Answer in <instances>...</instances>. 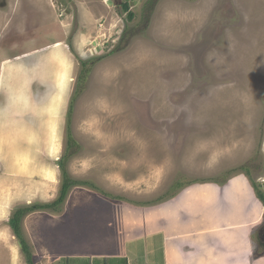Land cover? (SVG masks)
<instances>
[{
  "label": "rangeland",
  "instance_id": "1",
  "mask_svg": "<svg viewBox=\"0 0 264 264\" xmlns=\"http://www.w3.org/2000/svg\"><path fill=\"white\" fill-rule=\"evenodd\" d=\"M262 142L264 151V0H0V229L16 210L59 198L61 162L99 193L73 187L44 222L57 227L97 202L134 223L140 210L149 216L124 230L122 243L140 241L127 263L106 252L120 253L115 230L104 255L60 264H161V238L147 237L153 213L171 206L178 221L188 193L205 208L233 194L251 205L246 185L264 193ZM225 220L217 212L207 231ZM185 229L169 231L168 249L185 251ZM83 236L76 226L75 250ZM219 245L204 247L218 257ZM253 252L264 259L254 242Z\"/></svg>",
  "mask_w": 264,
  "mask_h": 264
},
{
  "label": "crops",
  "instance_id": "2",
  "mask_svg": "<svg viewBox=\"0 0 264 264\" xmlns=\"http://www.w3.org/2000/svg\"><path fill=\"white\" fill-rule=\"evenodd\" d=\"M35 52H37V50H35ZM261 145L263 146V143ZM261 152L264 156L263 149ZM24 174L27 175L26 172H24ZM41 176L44 178V175ZM257 181H260L261 183L259 184L264 186L262 185L264 184L262 180ZM246 187H248L246 191L249 193V198L252 202L251 205L247 199L246 203L241 204L233 194L234 197L228 196L229 198H221L220 203L215 206H210V208L205 205V208L201 203L198 205L199 202L197 198L194 197L195 195L188 197V193L187 198L191 203L181 204L182 206H180V209L178 211L176 210L177 213H181L184 209V215L181 217L178 215V221L173 211L175 208H171V206L164 207L161 211V215L156 216L155 213H153V216H150L152 220H150L148 224L147 232L149 234L147 237L157 236L161 238L163 248L161 250V264H261L260 262L264 264V259H254V241L252 242L251 236L247 234L249 228L258 229L264 221V207L255 198L252 188L248 185H246ZM121 205L130 206L129 204ZM238 208L241 211L239 213L243 220L241 223L236 224L235 212H237ZM80 209L81 207L78 211L66 213L62 218H58L57 227L51 225L50 222L52 221L50 220L44 222V219L41 218V214H44L42 212H35L25 217L23 225L26 232L24 228L23 231L25 234L27 233L31 241L30 244L33 245V254L36 258V264H60V260H63V258L71 260V258L74 257L84 260L85 257H90L91 255H104L103 253L105 250H102L103 247L101 244L103 243L105 245L106 239L104 240V238L110 237L115 233V230L119 232V235H116L117 240L121 241L120 253L116 255L111 252L110 248L107 249L108 251L106 252L108 255H111L113 260H121L124 262V260L128 258V246L136 244V242L137 244L140 243V241H135L128 245L124 242L122 243V241L125 240L124 230L127 228L129 231L142 230V228L145 227V225H143V220L145 217H149L148 214H142L139 209L142 220L139 223H134L132 221L133 216L127 215L123 210L124 208L117 207L116 209L110 205L105 207V205L102 206L99 202L96 203L95 208L92 205L89 206L87 211H81ZM254 209L255 212L253 213L252 211H254ZM217 212L225 216L226 223L219 228L216 233L213 230L207 231L210 229L209 224L211 217ZM1 214L2 213H0V215ZM34 216H36L37 219L29 226L26 221L28 218ZM125 220H129V222H125ZM162 220L163 222L161 223ZM183 224L186 226V233L183 235L185 239V251H183L181 247L177 250L174 247H169L168 249L167 245L171 244L167 243L168 239H171L175 233L182 232ZM8 225L9 223L6 224L4 230L0 229V264H26L21 249L17 244V239L11 235ZM76 226L84 234L83 243H79L78 250H75V248L78 247L75 242L77 240L72 241L71 239L69 241V239L72 238V233ZM169 231L174 234H170ZM54 233H56V238H54ZM61 233L67 237L65 240H60L58 238ZM207 239L219 241V248H223L224 251L221 252L218 257L215 255L213 256L214 252L204 247ZM35 241L38 245L40 244L39 248H37ZM44 241L46 243H44ZM84 242L91 245L87 247V244ZM77 252L79 253L77 254ZM179 253L184 257V260L183 262L180 261L177 263L175 260ZM204 255L208 257L204 258Z\"/></svg>",
  "mask_w": 264,
  "mask_h": 264
},
{
  "label": "trees",
  "instance_id": "3",
  "mask_svg": "<svg viewBox=\"0 0 264 264\" xmlns=\"http://www.w3.org/2000/svg\"><path fill=\"white\" fill-rule=\"evenodd\" d=\"M123 8L125 10H127V8H128L127 3H125L123 5ZM129 16L131 18V15H129ZM82 64L85 65V62H82ZM67 144L69 147L74 145V141L72 140L70 135L67 136ZM59 166L61 167V171H62V183H61V189H60L61 191H60L59 198L50 204H35V205L28 207V208L18 209L13 213L12 217L8 221V223L12 229L13 236L17 239V242L20 246L21 253L23 254V256L25 258L26 264H36V258L33 254V248L31 247L30 242L27 241L26 237H24L25 235L23 233V229L21 228L22 227L21 222H22V219L24 218V216L26 217L32 213H35V212H50V213H57V214L61 213V206H62V204H64V201L67 198L68 192L73 187H76V186H80V185L87 186L89 189H92V190L99 193V191L97 189H95L92 186H89L86 183L83 184L82 182H75L74 180L70 179L68 177V174L66 173V171L64 169V162H61ZM245 171L248 172L247 169H245ZM253 189H254L255 198L264 207V193H263L262 189L260 188V186L259 187L254 186ZM100 193L102 194V196L108 198L110 201L124 202L120 198L111 197V196H109L105 193H102V192H100ZM124 203L132 205L126 201Z\"/></svg>",
  "mask_w": 264,
  "mask_h": 264
},
{
  "label": "flooded vegetation",
  "instance_id": "4",
  "mask_svg": "<svg viewBox=\"0 0 264 264\" xmlns=\"http://www.w3.org/2000/svg\"><path fill=\"white\" fill-rule=\"evenodd\" d=\"M114 1H117V0H114ZM253 239H254V243L256 247H258V250L264 252V221L255 231Z\"/></svg>",
  "mask_w": 264,
  "mask_h": 264
},
{
  "label": "clouds",
  "instance_id": "5",
  "mask_svg": "<svg viewBox=\"0 0 264 264\" xmlns=\"http://www.w3.org/2000/svg\"><path fill=\"white\" fill-rule=\"evenodd\" d=\"M263 143V142H262ZM261 150H262V145H261ZM264 182V181H263Z\"/></svg>",
  "mask_w": 264,
  "mask_h": 264
}]
</instances>
